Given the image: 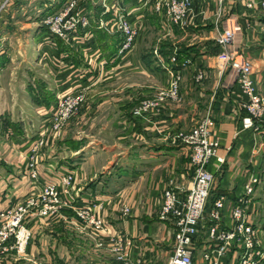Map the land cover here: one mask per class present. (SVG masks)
I'll return each instance as SVG.
<instances>
[{
  "label": "crops",
  "instance_id": "obj_1",
  "mask_svg": "<svg viewBox=\"0 0 264 264\" xmlns=\"http://www.w3.org/2000/svg\"><path fill=\"white\" fill-rule=\"evenodd\" d=\"M127 1L138 10V16L147 22V11L152 10V4L145 7L140 0ZM62 2L63 0H19L0 18V37L11 41L19 37L27 39L22 40L25 47L22 49L20 46L19 51L12 52V42L8 40L6 51L0 52V61L11 56V53L14 54L10 64L0 62V75H7L0 77V213L24 203L45 184L58 182L61 176L72 173L77 182L73 194L75 211L76 207L101 204L102 207L96 211L100 209L113 232L122 233L133 240L130 255L134 261L142 259L143 264H166L173 251L170 244L172 239L174 244V225L159 218L162 193L172 182L183 189V192L188 191L193 178L189 151L178 140L151 138L131 146L90 142L80 152L78 149L66 147L69 139H65L60 142L57 150L53 149L52 153L48 151L43 156L39 178L34 180L29 175L27 165L30 145L40 138L44 130L43 120H40V114H44V106H34L28 92L30 84L35 85L37 80L40 82L30 72L39 63L27 60L31 58V50H37L36 47L30 48V39L41 43L43 47L39 45L38 50L43 48L44 51L60 53L54 41L48 38L49 33L42 21L47 15L57 11ZM120 3L124 4L122 1ZM121 4L119 5L123 7ZM192 5L187 27L180 29L165 24L164 27L168 36L178 39L171 44L175 47L183 46L179 47L184 56L187 55L190 59L189 65L179 69L183 72L181 93L183 97L192 99L193 105H189L184 114L177 113V119L172 118L171 112L166 116L177 124L184 122L183 118L190 119L192 113L202 118L211 115L216 120L217 137L221 143L219 156L225 161L222 163L213 158L209 164L215 177L211 199L217 195H226L228 201H236L243 195L249 179L252 176H261L262 183L257 187L254 203L250 205V218L264 225V122L257 129L243 127L242 117L246 115L243 103L246 97L234 81L236 77L229 78L222 71L225 66L221 67L217 63V56L223 48L216 41L217 34L227 27L230 18L240 23L242 30L229 48L242 52L251 60L257 90L264 95V13L244 9L242 0H226L224 3L218 0H192ZM151 15L153 16L150 19H155L159 27L160 16ZM94 23L93 20V26ZM102 49L108 68L122 64L123 56L118 55V44L114 40L103 45ZM15 53L22 55L25 60L16 62ZM68 53L71 57L70 60L66 59L69 61L66 64L70 65L67 70L70 69L71 73V64H79L80 61L75 56L78 55L75 51ZM158 60L155 58L149 63L154 77L159 75ZM161 60L165 62L164 58ZM172 67L179 66L177 64ZM85 68V65L80 64L77 69L80 76L76 72L72 80L74 86L90 85L89 75L82 74L85 73ZM15 69L20 73L9 76V71ZM201 69L205 71L206 78L198 85L193 77ZM72 74L73 72L71 76ZM84 75L86 77L83 79ZM163 75H167V72H163ZM58 78V83L51 80L48 82L56 90L62 86V76ZM44 81L47 80L44 78ZM91 84L95 85L94 82ZM218 90L221 91L224 102L217 107L209 104L204 108L209 96L212 103ZM41 94L43 97L46 92L42 91ZM169 111L168 109L167 112ZM124 123L126 121L122 125ZM120 199H124V204L117 208ZM124 205L131 207L129 216L123 215ZM225 215L228 221V210ZM32 225L35 230H47L43 222ZM207 226L208 221L205 220L202 223V235L196 241L198 248L196 247L194 255L195 264H208L203 258L208 242ZM43 235L45 234L42 237ZM40 242V246L30 248L35 255L42 258L59 255L58 249L46 246L45 237L40 238Z\"/></svg>",
  "mask_w": 264,
  "mask_h": 264
},
{
  "label": "rangeland",
  "instance_id": "obj_2",
  "mask_svg": "<svg viewBox=\"0 0 264 264\" xmlns=\"http://www.w3.org/2000/svg\"><path fill=\"white\" fill-rule=\"evenodd\" d=\"M79 1L74 14L78 15L81 24L83 23V19L87 18L89 22L88 26L83 27L80 24L76 31L68 32L63 37H55L48 31V26L44 25V28L49 33L48 38L54 41L56 47L60 49V53H52L48 50L44 51L43 48L38 50L41 43L29 38L30 48L34 49L36 47L37 50H31V58L27 60L36 64L39 63L35 66L36 69L30 72L34 73L33 75L37 79H40V82L37 80L35 85L34 83L30 84L28 88L31 90H28V92L32 96V104L34 106H44V114H40V120L42 119L44 123V130L40 138L30 145V155L27 165L29 175H31L32 159H34V167L39 176V167L43 156L48 151L52 153L53 149L57 150L60 142L65 139H69L68 142L66 141V147L72 150L78 149L81 152L92 142L131 146L151 138L167 139L168 141L178 140L181 134L190 132L208 117H211L216 123V120L211 115L202 118L196 114L193 115V113L190 119L183 118L185 121L179 122V125L173 122V119H167L168 117L166 115L170 112L172 118L177 119V113L184 114L183 112L186 108L191 104L193 105L192 99L183 97L181 93L183 72L179 69L180 67L189 65L190 59L187 57L179 59L183 46L179 45L180 48L179 46L175 47L171 44L172 42L176 43L178 39L174 40L168 36V31L164 27V24L166 26L172 25L171 19L168 17L167 8L158 11L156 8L157 1L149 0L148 5L149 3L150 5L146 7H150L152 4V10L147 11L149 19L147 18V22H144L141 16H138V10L131 6L132 3L130 5L127 0ZM121 1L124 4H121ZM245 1L247 0H242L244 9L259 11L260 13L263 12L257 9V7L250 9L245 5ZM63 6L64 3L60 5L57 11ZM164 7L166 6L164 5ZM192 10L193 5L191 6V11L185 17V24H188V16ZM151 14L160 16L161 21L159 25L161 27L157 26L158 23H156L155 19H150L153 16ZM230 19L232 20V18ZM93 20L95 21L94 26L92 24ZM124 23L132 28L134 36L132 37L129 48L121 53V45L128 38V35L122 30ZM237 23L240 25L239 22ZM174 27L180 28L177 26ZM240 27L242 30L241 25ZM226 28H228V25ZM223 31L217 34L216 41ZM22 40L27 39L19 37L13 38L12 41L10 40V43L12 42V52L19 51L21 49L20 46L22 49L25 47V43L23 44ZM110 40H114L118 44V55L123 56L122 64L114 68H108L106 66L107 61L102 49V46L107 45ZM232 43L228 44V47L218 43L223 50L217 56V63H220L221 67L224 65L225 67L222 71L228 74V77L231 79L236 77L234 81L238 84V74L232 67V62L235 58L251 60L242 52L233 51L232 48H229ZM65 50L75 51L78 54L75 56L80 61L78 62L79 64L70 63L73 66L71 69V73L73 72L72 76L69 73L70 69L67 70V67L70 65L66 64V62H69L66 59L70 60L71 55L68 51L65 52ZM15 54L16 62L20 63L25 60L19 53ZM12 55L14 54L11 53V56L3 58L0 62L2 64H10L12 62ZM72 58H74V55H72ZM155 58L159 59L160 70H158L159 75L154 77L149 69V63ZM161 58H164L165 62H162L163 60ZM80 64L86 67V70L84 69L85 73L82 74L89 75L88 79L90 78V80L88 81L90 85L80 84V86H74L75 84L72 83L76 72L80 76L77 70ZM177 64L179 67H172V65ZM94 66L95 68H93ZM167 67H172L180 75L178 83L179 95L175 100L166 96L162 97V93L168 92L171 88L173 81L172 74L167 70ZM199 71L205 73L201 69L197 70L194 74V81L198 85L206 78L205 74L202 80H198L197 74ZM163 72H167V75L164 76ZM19 73L20 71L15 69L9 71L8 75L12 77V74L17 76L16 74ZM2 76L7 77L4 74L0 75V77ZM59 76H62V86L60 85L56 90L48 82L50 80L54 83L57 82ZM84 77L86 76L84 75L83 79ZM44 78L47 81H44ZM93 82L95 84L94 86L91 84ZM39 90H41V93L45 91V96L51 94L53 100L51 99L48 104H45ZM213 98L214 100L211 103L209 96L208 101L204 103L203 107L207 108L209 104L212 107H217L224 102L221 91L219 90ZM157 101L158 105L149 108L147 111L143 109L145 104H156ZM159 105L160 108H158ZM168 109L170 110L169 112H167ZM123 121H126V124L124 123L122 125ZM63 179L64 175L59 178L58 182L49 183L59 184L62 199L72 198L77 182L74 180L75 183L73 182L66 187L62 183ZM36 194L34 192L30 196H35V204L27 205V210L22 217L21 227L24 229L25 236L28 238L27 242H22L18 239L16 231L10 229V232L8 228L7 237H0V264L122 263L118 259V252L114 251V246L108 243L106 235L100 230L88 225L76 213L73 205L59 206L51 213L43 215L40 212L42 201L41 198H37ZM30 197L29 199H31ZM117 204L118 208L124 204V199H120ZM99 210L96 212L97 215L106 220ZM10 222H12V217L2 221L0 220V229ZM41 222H43L47 230L39 231L34 229L32 223L41 224ZM201 233L202 231H200V235H202ZM42 234L45 235L42 237ZM44 237L46 238V246L58 249L60 251L59 255L57 254L56 257L52 256L51 258H42L31 252V246L34 248L40 246V238ZM172 238H174V232ZM195 244L198 248L197 242ZM170 246L173 247V239L171 240ZM129 260L134 261L131 255ZM140 264H143V260Z\"/></svg>",
  "mask_w": 264,
  "mask_h": 264
},
{
  "label": "built area",
  "instance_id": "obj_3",
  "mask_svg": "<svg viewBox=\"0 0 264 264\" xmlns=\"http://www.w3.org/2000/svg\"><path fill=\"white\" fill-rule=\"evenodd\" d=\"M17 1L19 0H0V18ZM53 1L57 0H50V2ZM148 1L140 0L145 7L148 6ZM156 1L158 11L167 8L172 25L182 29L187 26L185 17L191 11L192 0ZM218 1L223 3L224 0ZM79 2V0H63L64 6L59 11L47 15L42 21L43 26H48V31L55 37H63L68 32L76 31L81 24L78 15L74 14ZM245 5L250 9L257 7V9L264 12V0H247ZM4 21L6 20L2 22ZM82 22L80 26L89 25L87 18H84ZM122 28L128 38L121 45V53L129 48L134 36V31L130 26L124 23ZM240 30L241 27L237 21L230 19L228 28L224 29L217 42L228 47V44L234 42L236 34ZM8 40L2 36L0 37V52L6 51ZM232 67L237 71L241 93L246 97V101L243 103V109L246 111V115L242 117L243 127L245 129H257L260 123L264 122V96L257 90L253 78L252 63L244 58H235ZM167 70L172 74L173 81L171 88L168 92L162 93V97L166 96L175 100L179 95L180 75L172 67H167ZM204 76L205 73L199 71L197 79L202 80ZM157 103L158 101L156 104H145L143 109L147 111L149 108L158 105ZM158 108H160V105ZM178 141L187 147L189 151L193 181L188 191L183 192V189L172 182L162 193L159 218L174 225L173 251L167 264H195V243L205 220L208 221L206 231L208 242L203 252V258L208 264H264V225H260L250 218V205L254 203L257 187L262 183V177L252 176L245 184L243 195L236 201H228L226 195H217L211 199L215 177L209 169V164L213 158H217L222 163L225 161L223 157L219 156L221 143L217 137L215 121L208 117L190 132L181 134ZM32 160L30 176L31 179L37 180L39 176L34 167V159ZM74 179V175L69 173L64 175L62 183L68 187L74 182ZM35 193H37V198H41L40 212L43 215L51 213L59 206H69L74 203L73 197L69 199L61 198L59 184L47 183ZM30 198L17 207L0 213L1 221L12 217V222L0 229V237H7L9 228V231L10 229L16 231L18 239L27 242L28 238L25 236L21 224L27 205L35 204V196ZM101 207V204L76 207V213L88 225L106 235L108 243L114 246V251L118 252V259L122 262L121 264H140L141 259L137 261L129 260V251L133 246V240L122 233L113 232L110 223L97 215L96 209ZM226 210L229 212L228 221H226ZM122 212L124 216L130 215L131 207L124 205Z\"/></svg>",
  "mask_w": 264,
  "mask_h": 264
},
{
  "label": "trees",
  "instance_id": "obj_4",
  "mask_svg": "<svg viewBox=\"0 0 264 264\" xmlns=\"http://www.w3.org/2000/svg\"><path fill=\"white\" fill-rule=\"evenodd\" d=\"M180 58L179 59H181V58H186L187 57V55H186V57L184 56V53L182 52V50L180 51V56H179ZM44 95V94H43ZM43 98V101H44V103L45 104H48L49 103V101H51V99H52V96H51V94L50 95H48V96H43L42 97ZM53 100V99H52Z\"/></svg>",
  "mask_w": 264,
  "mask_h": 264
}]
</instances>
